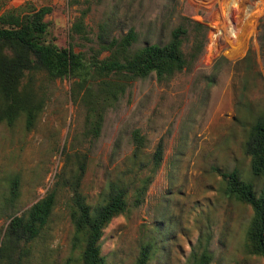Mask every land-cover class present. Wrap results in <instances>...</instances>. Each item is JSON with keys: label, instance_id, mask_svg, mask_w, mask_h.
I'll list each match as a JSON object with an SVG mask.
<instances>
[{"label": "rangeland", "instance_id": "rangeland-1", "mask_svg": "<svg viewBox=\"0 0 264 264\" xmlns=\"http://www.w3.org/2000/svg\"><path fill=\"white\" fill-rule=\"evenodd\" d=\"M40 6L50 7L43 17L46 39L85 56L129 28L137 34L132 49L163 44L179 24L187 28L185 57L195 53V40L202 48L170 77L149 74L128 82L102 111L96 136L88 132L80 93H72L75 78L34 74L31 88L45 102L33 126L25 129L22 117L10 126L0 122V199L8 196L9 178L18 177L13 206L0 212V236L9 213L19 214L54 189L49 219L30 243L25 264H80L69 186L77 181L92 205L108 180H121L129 187L127 207L98 240L106 264H132L147 241L155 249L147 264H186L192 251L197 256L203 250L210 254L207 264H264L246 245L252 210L224 193L220 175L237 169L251 179L242 143L254 117L264 114V51L256 40L264 0H0V14ZM81 12L84 34H71ZM134 130L143 140L137 159L131 157ZM157 144L161 159L153 169ZM143 177L149 181L134 205L133 189Z\"/></svg>", "mask_w": 264, "mask_h": 264}, {"label": "trees", "instance_id": "trees-1", "mask_svg": "<svg viewBox=\"0 0 264 264\" xmlns=\"http://www.w3.org/2000/svg\"><path fill=\"white\" fill-rule=\"evenodd\" d=\"M50 11L48 6L32 8L27 12L9 9L0 14V122L12 125L23 119L25 129H30L43 109L45 95L31 88L34 74L44 73L52 81L60 78H75V91L86 107L85 122L88 132L96 136L99 131L102 111L122 93L128 82L154 74L157 79L167 78L186 68L201 51L202 43L193 42L195 53L187 59L182 52V43L187 34L186 26L173 27L169 39L163 43H148L132 49L137 34L129 28L119 38L112 37L99 43L97 49L85 56L75 52L68 44L58 48L46 39L47 23L43 20ZM84 12L71 24V34H84ZM256 36L258 48L264 51V18ZM197 30L202 26L193 22ZM106 51L107 55L98 58ZM247 53L243 56L245 59ZM133 159L138 158L142 137L137 130L132 132ZM242 150L249 156L251 179L243 177L237 169L222 172L224 193L246 203L252 217L246 230V245L249 252L264 257V114L254 117L248 127L247 139ZM161 145L152 152L151 164L158 166ZM143 165H145L143 163ZM83 171V163L77 175ZM149 180L144 177L133 189L132 204L138 205ZM70 188L69 218L73 228V240L80 243V264H106L99 255L98 240L102 229L115 215L127 207L128 185L121 180H108L99 199L88 204L77 188V181ZM18 193V177L8 180V196L0 199V212L12 207ZM55 190L51 189L19 214L9 213L0 236V264H25L30 254V243L35 241L46 225L54 205ZM151 242L140 243L132 264H147L154 251ZM210 254L203 250L191 252L186 264H207Z\"/></svg>", "mask_w": 264, "mask_h": 264}]
</instances>
